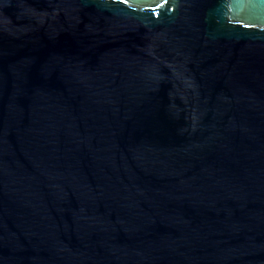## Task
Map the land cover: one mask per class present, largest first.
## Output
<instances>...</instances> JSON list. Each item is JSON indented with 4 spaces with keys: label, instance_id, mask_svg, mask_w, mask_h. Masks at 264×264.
I'll return each instance as SVG.
<instances>
[{
    "label": "water",
    "instance_id": "water-1",
    "mask_svg": "<svg viewBox=\"0 0 264 264\" xmlns=\"http://www.w3.org/2000/svg\"><path fill=\"white\" fill-rule=\"evenodd\" d=\"M0 264H264V0H0Z\"/></svg>",
    "mask_w": 264,
    "mask_h": 264
}]
</instances>
